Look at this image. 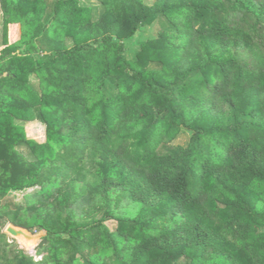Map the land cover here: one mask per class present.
Returning <instances> with one entry per match:
<instances>
[{"label":"trees","instance_id":"trees-1","mask_svg":"<svg viewBox=\"0 0 264 264\" xmlns=\"http://www.w3.org/2000/svg\"><path fill=\"white\" fill-rule=\"evenodd\" d=\"M95 1L0 0V264H264V0Z\"/></svg>","mask_w":264,"mask_h":264},{"label":"rangeland","instance_id":"rangeland-1","mask_svg":"<svg viewBox=\"0 0 264 264\" xmlns=\"http://www.w3.org/2000/svg\"><path fill=\"white\" fill-rule=\"evenodd\" d=\"M83 3H86V4H94L96 3L95 0H81ZM147 1H150V0H147ZM0 20H1V11H0ZM156 28H157V23H153L152 25H149V26H146L144 28L141 29V32L139 33V35L135 38V39H145L146 37H148L149 35H154L155 32H156ZM17 33H18V30H17V27H14V31H13V35L12 37H16L17 36ZM68 43L70 44V40L68 39L67 40ZM32 80V83L33 85L35 86L36 85V80L34 77L31 78ZM18 123H21L23 126H24V130L31 136V137H34L36 139V141H43L44 139V136H43V128L44 126L40 123H37L35 121H32V122H18ZM188 137H189V134L188 132L186 131H179L177 134H176V137L172 139L171 143L173 145L175 144H185L188 140ZM23 152H25V154H29V151L26 150V149H22ZM29 191H32V189H26V190H23V191H12L8 194L9 197H11L14 201H20L22 199V196L29 192ZM7 225V224H6ZM5 225V226H6ZM108 225L114 229L115 228V222L113 221H109L108 222ZM2 232L6 233L5 232V227L2 228L1 230ZM31 233V232H30ZM7 234V233H6ZM32 234H39L40 235V239L41 237L43 236L44 234V231H39L37 233H32ZM7 236L11 239H14L12 238L9 234H7ZM15 240V239H14ZM10 241V240H9ZM16 241V240H15ZM16 243H18L16 241ZM19 245V248H22L24 250H26L24 248V246L21 244V243H18ZM28 251V250H26ZM28 253L30 254H34V251H28ZM40 256H36L35 259H39Z\"/></svg>","mask_w":264,"mask_h":264},{"label":"water","instance_id":"water-1","mask_svg":"<svg viewBox=\"0 0 264 264\" xmlns=\"http://www.w3.org/2000/svg\"><path fill=\"white\" fill-rule=\"evenodd\" d=\"M5 232L7 234H9L12 238H14L17 241L18 237H23L26 240H31L32 238L36 237L37 238V243L35 244L38 245V243L40 242V235L39 234H32L30 233L26 228L17 226V225H13L11 223H8L5 226ZM34 246V247H35ZM30 251H34V248Z\"/></svg>","mask_w":264,"mask_h":264},{"label":"bare ground","instance_id":"bare-ground-1","mask_svg":"<svg viewBox=\"0 0 264 264\" xmlns=\"http://www.w3.org/2000/svg\"><path fill=\"white\" fill-rule=\"evenodd\" d=\"M17 242L21 243L24 246V248L29 251L34 248L35 244L37 243V238L34 237L31 240H26L23 237H18Z\"/></svg>","mask_w":264,"mask_h":264}]
</instances>
